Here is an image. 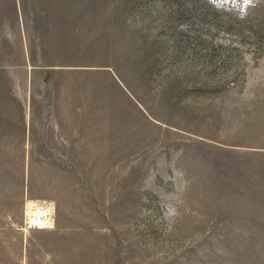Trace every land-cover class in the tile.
I'll return each mask as SVG.
<instances>
[{"label":"rangeland","instance_id":"obj_1","mask_svg":"<svg viewBox=\"0 0 264 264\" xmlns=\"http://www.w3.org/2000/svg\"><path fill=\"white\" fill-rule=\"evenodd\" d=\"M0 264H264V0H0Z\"/></svg>","mask_w":264,"mask_h":264},{"label":"built area","instance_id":"obj_2","mask_svg":"<svg viewBox=\"0 0 264 264\" xmlns=\"http://www.w3.org/2000/svg\"><path fill=\"white\" fill-rule=\"evenodd\" d=\"M25 224L30 228L51 226L53 206L45 200L28 201L25 205Z\"/></svg>","mask_w":264,"mask_h":264},{"label":"crops","instance_id":"obj_3","mask_svg":"<svg viewBox=\"0 0 264 264\" xmlns=\"http://www.w3.org/2000/svg\"><path fill=\"white\" fill-rule=\"evenodd\" d=\"M72 142V141H71ZM56 146V145H55ZM54 146V147H55ZM59 148L57 147V148H55L54 149V151H53V153L52 154H39V155H37V156H55V157H57V156H65V154H63V153H58V152H60L61 151V149L60 150H58ZM77 149V145H76V143H75V145H73L72 143L69 145V149H68V151H71V150H76ZM64 151H67V150H64ZM50 152H52V150H50ZM22 156H23V154H22ZM24 156H35V155H33V154H24ZM12 234H14V232H12Z\"/></svg>","mask_w":264,"mask_h":264}]
</instances>
